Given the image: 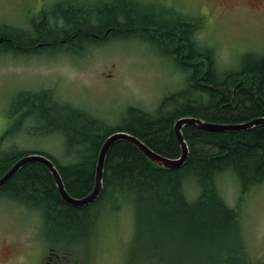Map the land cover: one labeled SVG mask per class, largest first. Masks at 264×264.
<instances>
[{"label": "trees", "instance_id": "16d2710c", "mask_svg": "<svg viewBox=\"0 0 264 264\" xmlns=\"http://www.w3.org/2000/svg\"><path fill=\"white\" fill-rule=\"evenodd\" d=\"M41 2L42 8L36 15L25 13L28 29L0 24V55L40 57L59 51L80 55L92 44L128 36L146 39L157 54L172 59L177 71L189 75L186 86L165 96L163 99H167L153 114L129 107L121 122L111 128L93 114L55 100L49 89L29 91L12 100L8 115L13 121L0 143L18 134L16 131L26 117L25 120L36 124L35 131L45 132L41 135L60 134L63 156L70 162L61 164L54 157H47L56 165L71 197L82 199L92 192L100 147L114 132L131 134L152 151L178 159L180 148L173 125L180 118L220 125L264 118V55L245 52L238 56L237 66L224 70L216 63L210 48L196 39L200 19L160 13L154 4L141 2ZM27 129V134L33 136L30 126ZM182 133L188 155L183 165L173 170L155 165L131 143L115 141L105 157L101 191L88 205L76 207L64 202L48 170L35 162L22 166L0 188V200L37 213L46 239L50 243L61 240L69 247L105 238L116 216L131 207L135 219L131 239L137 241L142 233L147 238L138 243L141 254L137 249L130 254L149 264L154 260L164 264L160 250L165 252L169 246L173 253L175 250L182 254L187 252L183 245L189 248L195 241L216 245L224 242L229 233L234 234L236 244L240 243L242 227L238 211L224 203L214 180L220 174L232 172L242 196L264 186V124L219 132L187 125ZM29 153L2 155L0 178ZM141 216L146 223L145 220L141 223ZM167 227L171 229L168 235ZM147 240L151 241L145 243ZM60 249L64 250V246ZM208 254L200 264H229L235 256L225 247Z\"/></svg>", "mask_w": 264, "mask_h": 264}, {"label": "rangeland", "instance_id": "374dc122", "mask_svg": "<svg viewBox=\"0 0 264 264\" xmlns=\"http://www.w3.org/2000/svg\"><path fill=\"white\" fill-rule=\"evenodd\" d=\"M42 2L0 0V24L28 29L25 13L36 15L42 8ZM136 2L154 4L160 13L200 19L201 29L197 31L196 39L210 48L216 63L224 70L237 66L238 56L245 52L264 55V0ZM118 38L108 39L100 45L92 44L80 55L70 56L61 51L40 57L0 55V139L13 121L8 115L12 100L29 91L52 90L55 100L73 104L97 116L111 128L120 123L127 108L135 107L153 114L167 99H163L165 96L186 86L189 75L177 71L172 59L157 54L153 47L148 46L150 43L146 39ZM26 118L22 127L17 129L18 134L0 143V157L5 153L31 152L49 155L61 164L69 163L70 159L63 156L60 134L41 135L45 132L35 131L36 124ZM29 126L33 136L27 134ZM184 127H181V133ZM214 183L224 203L238 211L242 227L240 243L236 244L234 234L229 233L224 242L216 245L210 241H195L189 248L183 245L187 252L182 254L175 250L173 253L169 246L165 252L160 250L164 264H200L210 251L223 247L235 255L229 264H264V186L242 196L232 172L216 176ZM184 192L188 197L186 184ZM115 219L114 226L108 228V232L105 230V238L98 242L93 238L69 247L61 240L50 243L46 239L37 213L0 200V264H49L53 261H57L56 264H134L135 260L136 264H149L130 255L131 232H134L135 223L131 207H126ZM145 219L141 216V223ZM170 233L168 228L167 235ZM146 238L147 235L142 233L134 241V249L139 254L138 243ZM89 243L94 245L89 246ZM60 246H64V250H59ZM87 248L90 250L85 253ZM216 255L220 253L216 252ZM152 264H157V261H152Z\"/></svg>", "mask_w": 264, "mask_h": 264}, {"label": "water", "instance_id": "95a60500", "mask_svg": "<svg viewBox=\"0 0 264 264\" xmlns=\"http://www.w3.org/2000/svg\"><path fill=\"white\" fill-rule=\"evenodd\" d=\"M264 124V119L256 118L248 123L245 124H238V125H220V124H204L202 121H199L194 118H181L176 121L173 126L174 134L178 145L180 146L181 156L179 159H169L165 158L153 152L148 147H146L140 140L134 137L131 134L126 132L117 131L109 135L102 146L100 147L97 162H96V170L94 176V188L92 192L82 199H75L71 197L65 190L63 181L60 177L59 171L57 170L56 165L50 158L43 154H28L22 158H20L1 178H0V188L25 164L28 163H39L43 165L49 172L50 176L53 178L55 187L64 202L70 204L72 206L81 207L92 203L99 195L101 188H102V174H103V167L106 154L110 148V146L118 140H125L131 143L133 146L139 149L140 152L144 156H146L152 163L155 165L164 168V169H177L183 165L186 160L188 149L187 145L184 141L182 133L180 129L182 126L185 125H195L199 128H203L209 131H241L245 129L252 128L256 125Z\"/></svg>", "mask_w": 264, "mask_h": 264}, {"label": "flooded vegetation", "instance_id": "af4514ba", "mask_svg": "<svg viewBox=\"0 0 264 264\" xmlns=\"http://www.w3.org/2000/svg\"><path fill=\"white\" fill-rule=\"evenodd\" d=\"M109 1H115V0H104V2L105 3H107V2H109ZM122 1H124L125 3H130V4H136V0H122ZM57 263V261H53L52 263H49V264H56Z\"/></svg>", "mask_w": 264, "mask_h": 264}]
</instances>
